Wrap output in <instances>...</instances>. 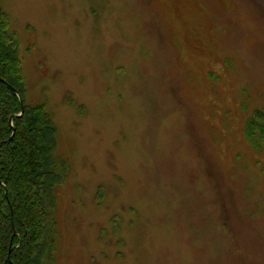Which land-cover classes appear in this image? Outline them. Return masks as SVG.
I'll return each instance as SVG.
<instances>
[{"label":"rangeland","instance_id":"rangeland-1","mask_svg":"<svg viewBox=\"0 0 264 264\" xmlns=\"http://www.w3.org/2000/svg\"><path fill=\"white\" fill-rule=\"evenodd\" d=\"M0 5L68 168L56 264H264V0Z\"/></svg>","mask_w":264,"mask_h":264},{"label":"trees","instance_id":"trees-1","mask_svg":"<svg viewBox=\"0 0 264 264\" xmlns=\"http://www.w3.org/2000/svg\"><path fill=\"white\" fill-rule=\"evenodd\" d=\"M26 95L20 42L0 5V264H56L57 192L68 168L46 105ZM257 131L264 138L251 119L246 136L259 149Z\"/></svg>","mask_w":264,"mask_h":264},{"label":"water","instance_id":"water-1","mask_svg":"<svg viewBox=\"0 0 264 264\" xmlns=\"http://www.w3.org/2000/svg\"><path fill=\"white\" fill-rule=\"evenodd\" d=\"M21 102H22V101H21ZM23 113H24V110L22 109V113H21L20 115L12 117V119H11V123H12V120H13L14 118L22 116Z\"/></svg>","mask_w":264,"mask_h":264}]
</instances>
